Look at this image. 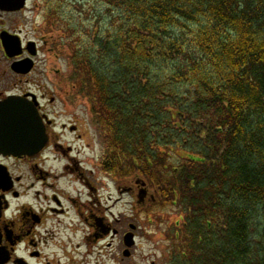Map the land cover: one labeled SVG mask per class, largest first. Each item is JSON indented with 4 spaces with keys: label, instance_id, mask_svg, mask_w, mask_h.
Masks as SVG:
<instances>
[{
    "label": "trees",
    "instance_id": "1",
    "mask_svg": "<svg viewBox=\"0 0 264 264\" xmlns=\"http://www.w3.org/2000/svg\"><path fill=\"white\" fill-rule=\"evenodd\" d=\"M87 1L95 38L67 0L49 17L71 16L107 150L186 211L179 264H264V0Z\"/></svg>",
    "mask_w": 264,
    "mask_h": 264
},
{
    "label": "flooded vegetation",
    "instance_id": "2",
    "mask_svg": "<svg viewBox=\"0 0 264 264\" xmlns=\"http://www.w3.org/2000/svg\"><path fill=\"white\" fill-rule=\"evenodd\" d=\"M49 1L0 0V143L21 119L41 134L23 152L0 144V264H139L145 244L179 264L187 252L179 200L173 207L109 152L47 77L43 43L28 27L38 13L52 19Z\"/></svg>",
    "mask_w": 264,
    "mask_h": 264
},
{
    "label": "rangeland",
    "instance_id": "3",
    "mask_svg": "<svg viewBox=\"0 0 264 264\" xmlns=\"http://www.w3.org/2000/svg\"><path fill=\"white\" fill-rule=\"evenodd\" d=\"M67 3L75 10L76 13L72 15H74L73 18L77 25H80L83 34L95 38L101 32L108 15L106 8L102 3L95 5V2L93 7V4L91 6L87 0H67ZM39 14L35 16L34 20H30L28 31L34 37L39 36L43 43L41 59L46 61L47 77H50L51 81L58 80L60 85L58 93L61 99H65L67 104L71 105L69 109L79 113L81 119H86L89 123L91 121L92 130L95 132L99 128L93 112V98L84 91L83 79L79 78L82 75L75 70L71 61L74 47L72 45H75V39H71L67 31V23L68 20H72L71 16L62 15L60 18L55 15L51 20L45 21L43 14ZM94 19H97L98 23L92 24ZM44 40L46 41L43 42ZM97 133L99 135L100 131ZM178 212L179 209L173 210V215L178 216L176 214ZM143 247L144 249L140 248L138 252L139 264H150L154 260L159 264H167L166 257L161 256V250H156L152 244L150 246L145 244Z\"/></svg>",
    "mask_w": 264,
    "mask_h": 264
},
{
    "label": "water",
    "instance_id": "4",
    "mask_svg": "<svg viewBox=\"0 0 264 264\" xmlns=\"http://www.w3.org/2000/svg\"><path fill=\"white\" fill-rule=\"evenodd\" d=\"M21 111L28 112L29 114V111L33 110L24 109ZM19 121L21 122H16V124H9L8 126L9 143H7V145L5 143H0L2 146H5L9 152L25 151L26 145H30V141L34 140L33 136L41 135L40 133H35L36 126L33 125L32 121L30 122V124H26L25 122H23V119Z\"/></svg>",
    "mask_w": 264,
    "mask_h": 264
}]
</instances>
